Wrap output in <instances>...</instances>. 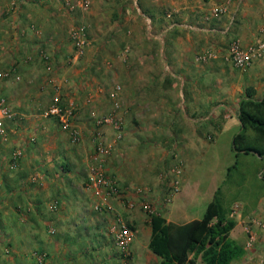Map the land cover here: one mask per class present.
<instances>
[{"label":"rangeland","instance_id":"obj_1","mask_svg":"<svg viewBox=\"0 0 264 264\" xmlns=\"http://www.w3.org/2000/svg\"><path fill=\"white\" fill-rule=\"evenodd\" d=\"M187 1L0 0V25L11 27L9 32H3L7 35L0 34V63H7V66L4 64L6 69L0 68V80H6L7 87L3 92L1 88L0 97L5 96L8 100V93H12L16 102L24 98H28V101L37 98L43 111L39 114L53 118L60 134L61 131L70 133L65 145L56 149L59 153L45 156V161H31L32 172L21 173L20 177L14 179L16 182L4 173L5 191H12L15 183L16 190L23 191L27 199V191L40 186L47 194L35 196L43 197L40 201L46 206L51 199H56L51 192L63 190L58 194V197H62L60 202L64 203V197H68L66 201L72 204L71 187L79 188L78 183L82 185L79 194L83 204L79 205L78 210H64V227L49 225L47 220L51 217L48 214L42 217L44 224L39 227L40 240L27 247L31 251L27 252L24 264H60L59 261L51 260L50 251L44 247L48 242L47 234L53 237L60 230H64V264H81L78 261L80 256H75L77 251L85 257L106 250L119 256L115 231L123 222L131 223L135 228H131L135 235L133 243L137 237L144 240L148 235L147 217L152 211H157L159 205L155 199L163 198L177 168L182 169L180 178L185 172L180 147L173 144L158 145L155 132L159 131L158 137L168 139L177 136L184 123L186 127L190 124L198 129L201 122H206L204 116L189 113L188 98L186 101L179 98V105L171 108L172 105L168 104L173 101L172 104H175L178 99L166 96H171L172 91L169 90L172 89L189 91L193 83L186 76L211 69L208 61L197 60L198 54L210 47L218 53L220 48L212 42L205 44L203 37L201 41L192 43L196 35L195 27L204 24H200L199 20L195 22L196 19L193 21L188 15ZM80 29L84 31L85 48L82 54L77 55L74 36ZM224 36L225 45L228 46L231 36ZM59 49L64 51L62 58L59 57L62 53L57 52ZM13 64H20V67L35 65L40 70L37 75L44 83L39 82L40 87L37 84L34 88V81H29L32 73L17 70ZM60 65L64 69V82L56 81V68ZM47 73L49 77H46ZM171 78L186 80V84L182 87L180 82L181 88L176 86L170 89L169 85L173 83ZM45 81L48 83L46 87ZM199 81L203 83L202 79ZM63 85H69L67 92L63 93ZM256 85L257 88L246 87L241 98L246 96L247 88L251 89L254 99L261 98L257 96V91L263 90L264 81ZM141 89L145 93L141 94ZM133 92L136 98L131 99ZM56 99H60L66 109L72 111L71 122L80 127L78 139H74L58 118L47 114ZM184 107L185 110L182 109ZM22 113L16 112V118L26 120L28 115ZM239 113L240 105L238 118ZM96 115L100 118L113 117L114 121L99 123ZM83 121L85 126L82 125ZM153 124L160 129L151 130ZM232 128V125L227 126L216 142L202 144L195 153L193 159L197 162L187 168L189 181L185 187L181 186L185 194L183 202L185 197L190 201V197L193 199L197 196L194 194L199 193L205 207L220 188L223 202L231 212L234 205L238 204V211L233 217L239 219L246 237L243 245L247 249L239 259V264H264V158L256 153L236 156L231 143H228L229 129ZM247 131L250 137L257 134L251 128ZM82 137L87 140L86 144L81 141ZM28 146L27 143L18 146L13 144L7 150V154L11 155L7 163L9 170L13 171L12 176L23 168L21 161ZM35 147L31 145V148ZM49 148H52L51 144ZM102 148L105 150L102 151ZM68 151L71 156L67 157L65 153ZM189 154L194 153H186ZM47 158L55 160V165L51 166L53 162L47 161ZM230 166L233 167L229 170ZM95 169H101L105 179L117 189L110 194L105 205H101L102 197L98 193L102 187L97 189L90 180ZM51 172L58 176L53 179ZM62 172L64 175H59ZM1 190L0 187V193ZM16 190L12 194L6 192L0 204L4 206L13 200L12 195ZM104 190V193L108 192ZM180 199L181 194L175 197L172 205ZM53 203L58 205L59 201L56 199ZM195 210L192 216L201 218L204 214L202 206H196ZM1 213L2 207L0 235L7 239L5 242L2 240V245L8 254H19L3 232L5 226ZM82 213L92 223L88 227L81 223L84 221L81 219ZM94 221L103 225L97 227ZM99 237H103V240ZM133 243L130 246L131 254ZM101 244H104L103 247H99ZM72 256L77 259L72 260Z\"/></svg>","mask_w":264,"mask_h":264},{"label":"crops","instance_id":"obj_2","mask_svg":"<svg viewBox=\"0 0 264 264\" xmlns=\"http://www.w3.org/2000/svg\"><path fill=\"white\" fill-rule=\"evenodd\" d=\"M226 2L227 0L187 1L186 6L188 9L186 12L188 13V15L193 18V21L194 19H196L195 22L199 20L200 24H204L201 27H195L196 35L194 34L192 43L201 41V38L203 37L205 38V44L212 42L215 44V46L220 48L218 56L208 61V66L209 68H211L210 70L197 74L193 73L192 75L186 76L190 78L189 82L193 83L192 88L189 91H175V89H172L169 90L172 91L170 93L171 96H169L168 94L166 96L178 99L175 104H172L174 103V101L168 104L172 105L170 106L171 108H174L179 105V98H183L185 101L186 98H188L190 103V106L188 108L189 113H195L204 116L206 122H201L198 129L195 128L193 125L191 126L190 124L186 127V125H184L186 123H184L183 128L179 131V134L175 137H171L168 139L158 137L157 134H160L159 131H156V136H154L156 138L155 141L158 145L173 144L174 146L180 147L179 152L182 154L181 158L185 163V172L180 178V180L182 179L181 182L183 187H185V185H187V182L189 181L187 170L188 166H193L195 162H197L193 158L195 153L200 150L199 147H202V144L205 145L206 143L216 142V140H218V137L223 135L225 128L229 125L233 126L232 129H229L231 130V133L228 135V143H231L232 148L233 137L236 133L240 131L242 127L241 121L238 118L239 101L241 99L242 92L248 86H255L257 88L256 83L259 81H264V58H259L255 60L254 63L247 69L237 68L233 65V63L226 60L225 58L226 51L229 48V44L228 46H226V41L224 39V34L226 33L225 29L229 27L233 29L234 36L240 39L242 45L245 47L255 42L256 38L260 34L264 35V0H232L229 3L230 6L228 12L224 14L221 18H213L210 20L206 19L207 14L211 11L213 7ZM238 2L240 3V5L238 4ZM5 21L8 22L7 20ZM10 30L11 27L9 28L6 25L3 27V25H0V34L5 31L9 32ZM221 43L224 45H222ZM192 47L193 45L191 46V48ZM57 52L62 53L59 55V57L62 58L64 56L63 50L59 49L57 50ZM61 58H59V60H62ZM4 64L7 66V63ZM4 64L0 63V68L6 69L7 67ZM177 64L178 63H176L175 65ZM13 66L15 68L17 67V70H20L24 73H32L29 76V81H34V88L37 87V84L39 82L44 83V81H41L38 77L37 73H39L40 70H37V67L35 65H32L30 67H20V64H13ZM56 69L58 71V74L56 75L58 79H56V81L59 80L58 82H64V69H62V65H60ZM48 75L49 73H47L46 77H49ZM60 75H63V78L61 77L60 79ZM200 79H202L203 81L202 84L199 81ZM172 81L173 83L169 85L170 89L172 87L176 88V86H179L181 88V83L182 87L186 84V80L179 81L172 79ZM197 81H199V84H196ZM45 82L46 87L48 83L47 81ZM5 84L6 80H0V90L2 88L1 92H3L5 88H7L5 87ZM38 86L40 87L39 84ZM68 87L69 85L65 87L63 85V93L67 92L66 88ZM142 92L145 93L143 89L140 90L141 94ZM4 93H6V91H4ZM263 93L264 86L262 91H257V96L262 97ZM161 95L165 98L163 94ZM133 97L136 98L135 92L131 93L130 95L131 99ZM6 98L8 99V104L14 112H23L28 116H26V120H22L21 118L17 117L18 119L15 118L6 122L10 141H5L0 135V187L2 189L0 193V199L4 195L6 196L8 191L10 194H12V191L16 190L14 186L17 185L14 183L12 191H5L6 187L5 183L3 182L4 173L9 174L11 177H13V181H15L14 179L20 177L21 173L32 172V162H34L35 159L39 161H45V156L49 154H52V156H54L56 152L59 153V150L56 149H58L61 145H65L70 135V133L66 131H61L60 134L59 127L56 126L55 120L53 118L47 117L43 114H39V112L42 113L43 111L40 109L41 105H39L40 103L37 98H34L32 100L29 99V101L28 98H24L23 100L20 99L19 102H16L17 99H15V96L12 93H8V97ZM132 102L134 101L132 100ZM182 109L185 110V107ZM187 119L191 118L187 117ZM207 119L211 120L207 122ZM84 123L85 122L83 121V126H85ZM158 129L160 128L154 126V124L151 126V130L153 131ZM160 139H163L164 141H160ZM82 140L85 144L87 143V140L84 139V137L81 138V141ZM26 143L29 146L27 147V151L26 149L24 150L26 153L21 161L23 168H20V170L15 171L13 173L14 175L12 176L13 171L11 172V170H9V164L7 163L8 156L11 157V155H8L7 152L10 150V147L13 144H15V146H18L19 144L24 145ZM149 143L150 142H148V144ZM50 144L52 145V148H49ZM31 145H36V147L31 148ZM188 152H192L194 154L186 155V153ZM65 154L67 157L71 156L70 151L66 152ZM51 158H47V161H52L53 163L51 166H54L56 161L51 160ZM28 162H30V164ZM43 167L46 168V166ZM36 169H38V167H36ZM51 173V177L53 179L58 176L57 173ZM59 175L63 176L64 172ZM87 175H85L86 178ZM143 176H147V174H144ZM77 185L79 186V188L71 187L73 190L71 194L73 205L69 204L66 201L68 197H64V203L60 202L62 197H58V194H61L60 192H63V190H59V192L54 191L50 193L52 196H54V198L57 199V201H59V204L55 205L53 201L56 199H51L46 204V206H44V204H41L40 201V199L43 197L35 196L36 194H47L46 192H44V189H42L40 186L33 187L32 189L27 191V199L29 200L25 199L26 195H24L23 191L16 190L14 196L12 195V197H14L13 200H11L10 202H6L4 206L2 205V203L0 204V208L2 207L1 217L4 219V223L2 222V224L5 226L3 232L8 235L9 240L13 242L15 246V250L19 253L14 255L8 254V252L5 251L2 245L3 241L5 242V240L7 239L4 235H0V264H24L23 262L25 261V256L27 255V252L31 251L28 250L27 247L30 245V243H37V241L40 240L38 239L39 236H41V231L39 230V227H42V225L44 224V219H42V217H44L45 214H48L51 217L50 220H47V223L49 225L54 224L59 228L60 226L61 228L64 227V210H78L79 205L83 204L79 194L81 193L82 185L81 183H78ZM66 190L67 187L64 188V191ZM68 190H70V188H68ZM68 193L70 192L68 191ZM180 194L182 200H176L173 205L172 203L165 204L163 198L155 199V201L159 204L157 207V211L161 212L164 216H166L168 221H172L179 224L195 219L196 217L192 216V213L196 211V206L199 207V205H201L204 212L207 204L213 199L211 198L209 202H207L205 207H203V199L199 197V193L194 194L197 196H194L193 199L190 197V201L185 197L184 202L183 197L185 196V194L182 192V190L178 195ZM212 197H214V194ZM23 200L25 201L23 202ZM188 201L189 203L186 205ZM50 208H52V211H50ZM5 209L6 211H4ZM23 215L25 216L23 217ZM81 219L82 221L84 220L83 222H81L84 226L88 227L92 224L91 221H89L88 217L84 216L83 213L81 215ZM143 219L145 220V217H143ZM236 220L237 225L232 230L231 236L237 241L239 239L238 242L243 244V242L246 240L245 233L240 227V222L238 221L239 219L236 218ZM94 222L95 224H97L96 221ZM102 225L103 223H98L97 227H101ZM148 225V235L144 238V240H141L139 239V237H137V239L132 245V260L130 259L132 261V264H159L161 261L160 257L154 254L148 247L151 235L150 224ZM80 233L82 234V232ZM47 236L48 242L45 244L44 247L48 248V250L50 251L51 260H55L56 262L59 261L60 264H64V230H60V232L58 234H55L53 237L48 234ZM99 238L103 240V237ZM27 243L29 244L27 245ZM103 245L104 244H101L99 247H103ZM75 256L77 258L80 256L78 258V261H80L81 264H119L120 262L119 256H117L115 253H111L108 250H106L105 252H93L88 257L83 256L80 251H77ZM75 256H72V260L73 258H76ZM89 259H92V261H88ZM239 261V259L235 260L234 262H232V264H239Z\"/></svg>","mask_w":264,"mask_h":264},{"label":"trees","instance_id":"obj_3","mask_svg":"<svg viewBox=\"0 0 264 264\" xmlns=\"http://www.w3.org/2000/svg\"><path fill=\"white\" fill-rule=\"evenodd\" d=\"M231 30V27L227 28L225 34L231 36ZM232 38H237L234 33L229 44ZM239 105L242 127L233 137L232 150L236 156L256 153L264 158V93L261 98L254 99L251 89L247 88ZM250 128L257 133L255 137L248 135ZM176 178V175L172 176L163 198ZM223 201L219 188L201 218L180 224L168 221L161 212L152 211L149 214L151 235L148 247L160 257L159 264H232L241 259L246 249L231 236L237 220L230 216L231 209ZM128 225L134 228L131 223Z\"/></svg>","mask_w":264,"mask_h":264},{"label":"built area","instance_id":"obj_4","mask_svg":"<svg viewBox=\"0 0 264 264\" xmlns=\"http://www.w3.org/2000/svg\"><path fill=\"white\" fill-rule=\"evenodd\" d=\"M232 0H227L226 3L218 4L213 7L211 11L207 14V20L213 18H221L224 14L228 12L229 3ZM226 31V29H225ZM84 31L80 29L77 31L74 39L77 45V55H80L84 52L85 48V38ZM218 56V53L215 48H208L200 52L197 56V60L200 62H206L210 59H214ZM226 60L233 63V65L240 69L249 68L255 60L259 58H264V35L260 34L255 42L251 45L245 47L242 45L240 39L232 38L229 44V48L225 55ZM117 102V101H116ZM120 106V102L117 103V107ZM72 111L66 109L65 104L60 100L56 99L49 107L48 113L52 117L58 118L62 123L65 129L70 130L74 139H78L80 137V129L71 122L70 115ZM16 118V112L8 104L7 100L4 97H0V135L4 140L9 139L8 130L6 126V122L8 120H13ZM99 123L107 122L112 123L114 121L113 117H95ZM105 149L102 148V151ZM19 153V152H18ZM16 155V153L14 154ZM181 168H177L175 170L176 179L171 184L169 190L164 195L163 201L166 204H170L174 201L175 197L181 191L180 185V176H181ZM92 185L96 186L97 189L99 186L102 188L98 190V193L102 197L101 205H105L108 201V197L110 194H113L117 191L114 184L111 181L105 179L104 174L101 169H95L94 174L90 177ZM104 188L108 191L104 193ZM149 208V206H148ZM238 211V204L234 205L232 210V215ZM261 223V222H259ZM264 226V223H262ZM116 243L118 248L122 254L123 264H129L128 257L130 256V246L134 241L135 235L131 227L127 223H122L121 226L115 231Z\"/></svg>","mask_w":264,"mask_h":264},{"label":"clouds","instance_id":"obj_5","mask_svg":"<svg viewBox=\"0 0 264 264\" xmlns=\"http://www.w3.org/2000/svg\"><path fill=\"white\" fill-rule=\"evenodd\" d=\"M226 53H227V51H226ZM77 126V125H76ZM78 127V126H77ZM79 128V127H78ZM232 213H231V211H230V216L231 217H233L234 215H231ZM118 255H119V259H120V262H119V264H123V260H122V254H121V252L119 251V253H118ZM131 257H132V254H131V252H130V256L128 257V261H129V264H132V259H131ZM131 259V260H130Z\"/></svg>","mask_w":264,"mask_h":264}]
</instances>
